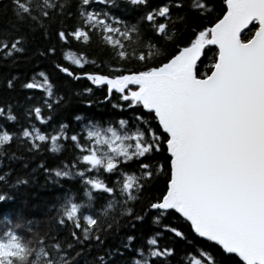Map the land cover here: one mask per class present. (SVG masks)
I'll list each match as a JSON object with an SVG mask.
<instances>
[{
    "label": "snow or ice",
    "instance_id": "1",
    "mask_svg": "<svg viewBox=\"0 0 264 264\" xmlns=\"http://www.w3.org/2000/svg\"><path fill=\"white\" fill-rule=\"evenodd\" d=\"M123 3L128 12L135 11L133 21L112 11L120 8V0H10L20 24L44 29L48 46L30 58L47 59L73 80L86 78L119 118L89 117L85 123L75 115L71 135L63 121L40 131L35 122L51 121L68 101L43 71L38 73L45 77L41 83L20 84L28 90L43 88L44 94L22 109L23 124L0 110V119L16 125L10 132L0 124V156L13 140L30 153L60 151L63 143L70 157L37 167L46 182L78 180L83 192L78 200L66 189L49 205L46 231L40 230L39 220L13 223L6 218L0 226L6 229L0 231V264H75L85 251L81 247L71 254L76 245L87 242L89 251L100 249L108 236L116 235L113 229L121 218L132 234L85 264H170L175 247L161 245L162 231L137 242L136 225L149 215L154 225L160 218L163 231L175 238L187 240L188 228L208 242L214 251L201 248L200 259L190 264H264V0H222L218 11L214 0ZM92 34L112 46L116 59L90 72L70 70L57 59L58 44L88 43ZM27 42L26 34L0 37V52L22 55ZM207 46L214 54L201 71ZM63 60L80 66L84 57L65 54ZM91 92L85 87L79 95ZM129 164L134 165L131 171ZM0 182L7 183L6 174H0ZM24 183L26 178H17L8 186ZM98 196L105 201L100 207L94 203ZM6 198L11 197L0 193V201ZM20 228L26 237L17 233ZM64 230L71 241L58 238Z\"/></svg>",
    "mask_w": 264,
    "mask_h": 264
},
{
    "label": "trees",
    "instance_id": "2",
    "mask_svg": "<svg viewBox=\"0 0 264 264\" xmlns=\"http://www.w3.org/2000/svg\"><path fill=\"white\" fill-rule=\"evenodd\" d=\"M165 0H151L152 4H160ZM217 11L222 6V0H214ZM102 7V6H101ZM120 8H124L126 11L121 12ZM120 8L112 9L116 15L122 16L124 19L133 21L136 16L135 11L128 12L127 6L120 0ZM217 12H213L212 16H216ZM59 21L51 25L48 29L49 34L53 28H56ZM183 25L177 21V28L181 29ZM143 30V29H142ZM44 29L39 26L33 28L26 27L18 22L14 15L10 0H0V37L14 38L17 35H27V44L25 45L26 51L22 55H10L0 52V110L5 114L11 112L17 118L20 124L24 123L22 115V109L29 105H35L37 97L43 96V88L41 89H23L20 87L22 82H28L34 80L36 83H41L45 77H40L38 73L44 72L45 76L49 78V83L53 85L57 94L62 95L63 98L68 101L67 105L53 115L51 121H46L41 124L36 121V127L40 131L49 132L53 125L58 127V123L63 121L70 125L69 135H71V126H74L75 122L72 121V117L79 115L83 121L87 123L89 117H94L98 121L110 119L113 115H119L116 110L112 109L108 102L102 101V92L88 82L85 78L79 80H73L66 77L65 74H61L54 68V65L47 59H42L39 56L30 58L31 53L36 49H43L48 46V41L43 37ZM154 43V42H153ZM159 47V44L156 45ZM57 59L62 62L63 65L69 66L70 70H75L77 67H83L84 71L90 72L94 68H99L104 65H108L110 60L116 59L112 46L106 45L95 34H92L91 40L85 43L83 40L77 42L71 40L67 45L61 47L59 44ZM65 54L71 56H83L84 61L80 66L73 65L71 60H63ZM214 52L212 46H207L202 50V63L200 65L201 71H203L204 65L210 62V58ZM136 65H128L125 67H135ZM16 77L14 86L8 88V82ZM85 87H91V94L79 93L83 92ZM32 97V99H27ZM93 100L94 103L91 106L86 105L82 101ZM9 105L11 108L9 109ZM44 116H48V110L43 109ZM0 124H4L6 129L10 132L16 130V125L12 122H8L4 119H0ZM46 148H50L51 141L45 142ZM5 154L0 156V174H6L7 183L0 182V193H7L10 199L0 201V226L5 222V219L11 220L13 223L18 222V218L22 221L27 220H39L41 221L40 230L46 231V213L48 212L49 205L56 202L58 196H61L66 189L71 188L77 193V199L81 197L83 188L79 186L78 180H68L62 178L60 185L51 184L46 182L43 174L42 167L37 165L43 164V167H52L58 164L61 160H65L66 157H70L72 153L68 151L63 143H61L60 151L45 150L42 153H30L24 147H17V142L13 140L9 147L4 150ZM14 153L16 158H11V154ZM67 163H71V160H67ZM134 165L129 164L128 168L131 171ZM17 178H26L27 183L17 185L15 187H9L13 184ZM161 179L163 177L161 176ZM156 187H159L157 184ZM156 193L153 192V195ZM96 207H100L105 203L99 196L94 201ZM139 207V204L136 205ZM171 220V218H170ZM170 220H164V224H168ZM160 218H157V224L151 222V215H149L142 224H137L135 234L138 237V243L140 237L146 241L149 235H153L157 231H162V238L160 240L161 245L170 244L175 247V255L170 258V264H190L191 259H200L198 253L201 248L205 251H214L207 247L206 241H202L201 238L196 237L190 232L188 228H184L187 235V240H180L175 238L173 234L167 231H163V226L159 224ZM174 226H180L176 221L171 220ZM35 228V225H33ZM6 230L0 227V231ZM18 234L27 236V232L24 228L16 230ZM115 236H108L105 239V244L100 248H92L88 250V243L83 246L77 244L71 254L74 255L75 251L81 247L85 249L84 253L77 257L75 264H85V261L93 260L94 256L102 251L103 248L114 246L119 240H121L126 234H132L131 230L126 227V221L121 218L119 221V228L113 229ZM67 237L71 241V237L67 235V230L62 231L58 238ZM188 241H191L189 243ZM191 253L190 258L185 259L186 254ZM126 255H130L126 253Z\"/></svg>",
    "mask_w": 264,
    "mask_h": 264
},
{
    "label": "water",
    "instance_id": "3",
    "mask_svg": "<svg viewBox=\"0 0 264 264\" xmlns=\"http://www.w3.org/2000/svg\"><path fill=\"white\" fill-rule=\"evenodd\" d=\"M81 78H84V77L81 76ZM85 79H86V78H85Z\"/></svg>",
    "mask_w": 264,
    "mask_h": 264
}]
</instances>
